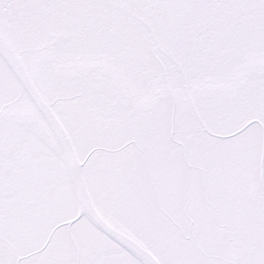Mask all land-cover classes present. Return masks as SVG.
<instances>
[{
	"label": "snow or ice",
	"instance_id": "1",
	"mask_svg": "<svg viewBox=\"0 0 264 264\" xmlns=\"http://www.w3.org/2000/svg\"><path fill=\"white\" fill-rule=\"evenodd\" d=\"M0 264H264V0H0Z\"/></svg>",
	"mask_w": 264,
	"mask_h": 264
}]
</instances>
